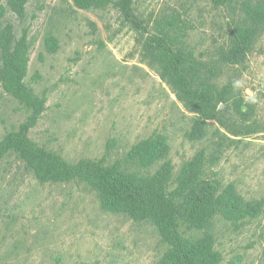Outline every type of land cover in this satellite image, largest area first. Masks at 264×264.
Returning <instances> with one entry per match:
<instances>
[{
    "label": "rangeland",
    "instance_id": "rangeland-1",
    "mask_svg": "<svg viewBox=\"0 0 264 264\" xmlns=\"http://www.w3.org/2000/svg\"><path fill=\"white\" fill-rule=\"evenodd\" d=\"M15 1L23 14L0 0V23L12 27L14 40L28 31V101L5 89L8 50L0 47V141L27 125L31 140L69 162L120 161L138 176L168 160L177 174L203 150L207 175L234 183L263 210L241 220L217 216L204 229L182 227L183 234L192 243L213 241L218 264H264V0H132L148 31L124 20L122 0L87 8L75 0ZM172 18L205 73L217 62L221 84L233 82L246 104L242 116L230 108L224 126H197L198 115L151 64L155 20ZM50 32L58 37L53 52L44 43ZM161 136L166 146L152 162L126 161L139 141ZM127 203L105 204L81 181L42 179L9 152L0 161V264H184L161 225L135 220Z\"/></svg>",
    "mask_w": 264,
    "mask_h": 264
},
{
    "label": "trees",
    "instance_id": "trees-1",
    "mask_svg": "<svg viewBox=\"0 0 264 264\" xmlns=\"http://www.w3.org/2000/svg\"><path fill=\"white\" fill-rule=\"evenodd\" d=\"M102 1L75 0V3L80 8H87ZM211 1L223 4L226 0ZM8 4L13 13L17 11L23 14V5H18L15 0H8ZM120 6L126 22L133 23L138 29L149 30L135 16L132 0H122ZM173 19L165 24H161L162 19L155 20L157 27L148 43L151 64L171 85L184 106L198 115L197 126L213 120L224 126L221 116L230 108L242 116L246 112L243 109L246 104L243 97L235 93L233 82L221 84L220 75H216L220 72L217 62L213 70L205 73V63L188 49ZM27 33L25 29L22 37L14 40L12 27L0 23V47L8 50L5 72L2 74L3 85L23 101H28L23 89L30 51ZM44 43L53 52L58 47V37L50 32L45 36ZM222 104L226 106L221 109ZM28 130L29 126L22 125L19 131L6 135L0 141V161L9 152H14L27 161L42 179L87 183L100 192L105 204L116 198L127 199L126 210L130 216L135 220H156L164 229L166 241L184 264H218L222 255L214 247L213 241L200 244L190 242L183 234L182 227L204 229L217 216L241 220L263 210L262 201L246 199L234 183H223L217 176L209 177L205 169L207 154L203 150L185 163L177 174L168 160L154 173L138 176L128 172L120 161L107 164L105 159L87 158L76 163L69 162L36 144L28 137ZM249 130L247 133H250ZM231 132L235 135L237 130ZM164 146L166 140L162 136L143 139L128 152L126 161L152 162Z\"/></svg>",
    "mask_w": 264,
    "mask_h": 264
}]
</instances>
